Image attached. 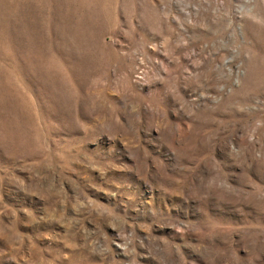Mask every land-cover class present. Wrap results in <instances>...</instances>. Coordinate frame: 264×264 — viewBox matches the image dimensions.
<instances>
[{
  "label": "rangeland",
  "instance_id": "rangeland-1",
  "mask_svg": "<svg viewBox=\"0 0 264 264\" xmlns=\"http://www.w3.org/2000/svg\"><path fill=\"white\" fill-rule=\"evenodd\" d=\"M0 264H264V0H0Z\"/></svg>",
  "mask_w": 264,
  "mask_h": 264
}]
</instances>
